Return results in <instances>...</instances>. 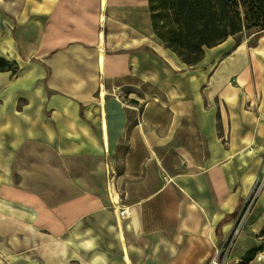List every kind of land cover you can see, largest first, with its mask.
<instances>
[{
  "label": "crops",
  "instance_id": "crops-1",
  "mask_svg": "<svg viewBox=\"0 0 264 264\" xmlns=\"http://www.w3.org/2000/svg\"><path fill=\"white\" fill-rule=\"evenodd\" d=\"M151 4L0 0V264H213L230 240L264 172V29L187 65ZM248 252L264 187L227 264Z\"/></svg>",
  "mask_w": 264,
  "mask_h": 264
},
{
  "label": "trees",
  "instance_id": "trees-1",
  "mask_svg": "<svg viewBox=\"0 0 264 264\" xmlns=\"http://www.w3.org/2000/svg\"><path fill=\"white\" fill-rule=\"evenodd\" d=\"M155 2L170 10L166 46L187 65L199 63L205 47L217 45L244 28L264 29V0H152L151 11ZM152 20L155 30L153 13ZM157 37L163 39L159 34ZM5 69L15 72L16 67L0 59V70ZM251 255L248 252L239 264H246Z\"/></svg>",
  "mask_w": 264,
  "mask_h": 264
},
{
  "label": "built area",
  "instance_id": "built-area-1",
  "mask_svg": "<svg viewBox=\"0 0 264 264\" xmlns=\"http://www.w3.org/2000/svg\"><path fill=\"white\" fill-rule=\"evenodd\" d=\"M264 187V172L258 176L250 190L249 197L245 201V205L243 209L241 210L240 213V219L237 225L234 227L232 235L230 240L226 245H224L221 248L217 249V255L216 258L213 259V264H227V257H228V252L230 249V245L232 243V240L235 238V236L240 232L241 230V219L243 216L248 213L254 206L256 198L260 192V190Z\"/></svg>",
  "mask_w": 264,
  "mask_h": 264
},
{
  "label": "rangeland",
  "instance_id": "rangeland-1",
  "mask_svg": "<svg viewBox=\"0 0 264 264\" xmlns=\"http://www.w3.org/2000/svg\"><path fill=\"white\" fill-rule=\"evenodd\" d=\"M154 6L155 7L153 10V16H154V23H155V31L157 33L156 35L159 34L163 38L161 40V42L166 46L168 44L167 39L169 37V34L167 32L169 30V25L171 24V22H170L171 21L170 20V10H168L167 8H164V5L161 2H155ZM257 31H260V30H257L256 28H250V29L244 28V29H242L241 32H239L235 35L236 41L240 40L243 37L252 36ZM118 208L115 209L116 212H117Z\"/></svg>",
  "mask_w": 264,
  "mask_h": 264
},
{
  "label": "bare ground",
  "instance_id": "bare-ground-1",
  "mask_svg": "<svg viewBox=\"0 0 264 264\" xmlns=\"http://www.w3.org/2000/svg\"><path fill=\"white\" fill-rule=\"evenodd\" d=\"M125 212H126V210L122 209V208H118V210H117L118 215L121 217L125 216Z\"/></svg>",
  "mask_w": 264,
  "mask_h": 264
}]
</instances>
